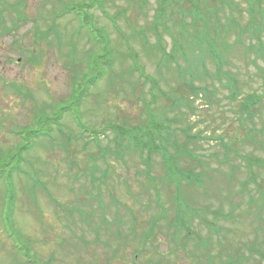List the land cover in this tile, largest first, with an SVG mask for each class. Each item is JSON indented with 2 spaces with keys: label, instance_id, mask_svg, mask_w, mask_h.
I'll return each instance as SVG.
<instances>
[{
  "label": "rangeland",
  "instance_id": "obj_1",
  "mask_svg": "<svg viewBox=\"0 0 264 264\" xmlns=\"http://www.w3.org/2000/svg\"><path fill=\"white\" fill-rule=\"evenodd\" d=\"M159 1L100 0L113 21L89 11L99 43L72 14L57 16L89 0H0V264H264V32H245L247 0H227L233 11L201 0L221 32L229 13L244 30L228 34L222 67L240 94L230 98L209 55L192 82L206 92L194 94L178 68L189 70L186 61L176 54L175 66L161 51L177 45L180 9L164 7L155 30ZM186 31L184 41L195 35ZM105 46L110 67L98 65L103 76L79 105L85 130L64 113L19 154L39 117L85 87ZM251 94L262 98L247 115L239 109Z\"/></svg>",
  "mask_w": 264,
  "mask_h": 264
},
{
  "label": "trees",
  "instance_id": "obj_2",
  "mask_svg": "<svg viewBox=\"0 0 264 264\" xmlns=\"http://www.w3.org/2000/svg\"><path fill=\"white\" fill-rule=\"evenodd\" d=\"M183 2L184 4H178V2L174 0H160L159 1V7H158L159 12H158V16L156 17V19H158L160 23H157V22L155 23L154 25L155 30H157V27L159 25L163 24L161 20H164V17H163L165 13L164 7L166 6L172 7L171 5L177 4L180 9L179 12L181 14V20L179 22L178 38L177 37L173 38L174 43H176L177 45L176 47H173L169 53L165 52V50L161 48L163 56L167 58L170 62H173L175 66H178L177 58L175 55L176 54L181 55L182 59L186 61L187 67L189 70H187V68L182 69L180 66H178V68L181 70L180 76L182 79H184L183 80L184 82H188L186 84L188 87H191L192 93L197 94L200 92L205 93L206 90H202L200 87L194 86L192 82L195 79H200L198 67H201L204 74H207V70L204 65V57L206 55H209L216 65L217 80L218 81H221L222 79L226 80V87L230 91V98L233 101L236 100L240 94V91L238 89L239 82L236 79L230 78L227 75H225V73L222 72V67L228 63V60L225 58V55L230 48L229 44L225 42L228 37V34L232 30H235L237 28H239V30L241 29V27L238 24L237 19L234 17L233 14L229 13L226 16V26L223 28L221 32V27L219 26L220 21L217 17L216 11H214L212 7L210 8L207 6L206 3H204L205 12L207 13L206 14V13H203L199 7V5L201 4V0H195V1L183 0ZM19 3L20 2L12 6V8L14 9L17 5H19ZM247 4H248L250 18L247 22V26L245 27V32L248 33L249 39H252L253 37L260 39L262 33L264 32V0H247ZM185 6H188V8H186ZM224 6H227L232 11L236 8L235 4L227 0H222L219 7L220 9H222ZM255 6L257 7V10L255 12H257L259 15L258 22L256 21L257 15L254 14ZM95 7H98L105 17L107 18L109 17L107 16V13L102 8V5L100 4V0H89L88 3L78 2V3L69 4L68 6L65 5L61 9V11L58 13L57 16H61L64 14H72L75 17V19L78 21L79 27L86 28V30L89 33L95 36L94 40L95 41L97 40L100 43L101 39L104 38L103 34L100 29L94 27L92 16L89 13V11ZM183 8L185 9L182 10ZM187 16L190 17L189 23L185 21V18ZM212 19L214 20V23L212 22ZM110 20H112V18H110ZM197 22L200 23V25L202 26V33H198L195 28ZM187 24H190L192 26V28L194 29L195 35L194 37L192 36L190 40L184 41L183 40L184 36L187 33L186 31ZM210 24H217V25H215L214 27H211ZM115 28L118 29L116 25H115ZM54 31H55V28L54 26L51 25V27L48 29V31H46V33L43 34V36L47 37L48 33H51ZM243 32L244 30L241 29V33ZM158 41L159 42L161 41L160 35H158ZM237 41H240V35L238 36ZM206 45L207 46L209 45L208 47L210 49H208ZM247 47L249 49L253 48L251 43ZM192 51H197V53L192 54L191 53ZM260 51H262V49H260ZM100 52L101 53L103 52V53L99 55L96 58L97 60H95L94 64L91 65V74L85 76V79H84L85 87L82 88L79 86V88H77L76 90L74 89V95L72 96V99H71L72 103H70L68 106L58 107L57 111L54 113L52 117H46L44 115L39 117L37 126H36L37 129L31 130L28 134H26V137H27V139L25 138L26 142L23 143L22 146L20 147L19 154L22 153L23 151L28 150L31 147L32 140L39 138V137H47V136L50 137V132H49L51 129L50 126L57 125L59 121L61 120V117L63 116L64 113H69L75 125L81 128L82 130H85V125L80 117L79 105L81 101L83 100V98L86 96V93L90 89V87L95 86L97 82L101 79V77L103 76V71L98 68L99 67L98 65L104 64L106 67L109 68L110 63H111V61L107 59L108 56L111 55L110 50L105 46V48L102 49ZM190 69H192V71ZM141 75L143 76V74ZM144 77L147 78L146 76ZM16 91H18V89H16ZM261 98L262 97L256 96L254 94L246 96L244 101L240 105L239 111L244 112L245 114L249 115L250 112H252V108L255 105L259 104V101L261 100ZM43 126H46V127H43ZM43 128H46L45 129L46 132H42ZM128 131H129L128 129L122 128L118 131L119 132L118 135L121 138H123L124 135ZM47 132H49V135L47 134ZM85 132H88V131L86 130ZM91 133H93L94 135L97 134V132L95 131H91ZM169 141L170 139L164 140L161 143H166L170 146V148H172ZM140 149H145V148L140 147ZM156 151H159L160 154L162 155L163 157L162 162L164 163V167L166 168V171L168 173L170 171L169 164L170 162H172L170 154H168V151H166L165 148L162 147L161 144H160V149ZM149 152H155V151H149ZM0 167L2 170L3 169L2 164H0ZM179 173L180 174L182 173V175L188 174L185 171L181 170L180 168H179ZM4 181H5V185L8 187L10 184V175L8 179ZM189 183L187 182V184ZM10 187L11 185L8 187V189ZM177 215L178 213H176V217L178 219ZM177 219H176V222H177ZM177 227L179 229H184L185 231H187L186 230L187 227L183 226L182 224L178 225ZM228 264H232V262Z\"/></svg>",
  "mask_w": 264,
  "mask_h": 264
},
{
  "label": "flooded vegetation",
  "instance_id": "obj_3",
  "mask_svg": "<svg viewBox=\"0 0 264 264\" xmlns=\"http://www.w3.org/2000/svg\"><path fill=\"white\" fill-rule=\"evenodd\" d=\"M0 175H1V167H0Z\"/></svg>",
  "mask_w": 264,
  "mask_h": 264
}]
</instances>
